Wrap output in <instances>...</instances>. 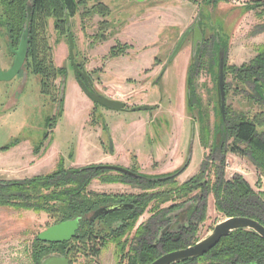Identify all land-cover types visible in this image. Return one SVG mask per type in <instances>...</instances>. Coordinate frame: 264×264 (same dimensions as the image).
<instances>
[{"label":"rangeland","instance_id":"rangeland-1","mask_svg":"<svg viewBox=\"0 0 264 264\" xmlns=\"http://www.w3.org/2000/svg\"><path fill=\"white\" fill-rule=\"evenodd\" d=\"M254 1L84 0L77 4L74 15L67 18V31L64 29L63 32L54 27L56 20L52 15L46 16L43 33L47 51L54 66L65 68V75L54 78L53 96L40 92V76L31 73L25 63L12 79L0 81V182L34 176L30 172L34 162V159L29 160L30 153L40 155L37 171L45 173L59 163L65 168L120 165L94 161L99 158L102 148L110 154L116 152V143L122 145L123 152L119 154L132 161L130 167L120 166L128 169L136 166L138 172L157 179L175 172L169 176H174L180 183L195 175L205 160V172H209L213 180L215 166H211V162L217 164L218 160L206 155H219L210 153L212 146L221 141L222 114L216 75L219 53L214 54L213 36L217 45L225 43L224 61L227 65L239 66L248 62L264 45V13L259 7L246 8ZM99 3L107 8V13L104 10H100L103 14L93 12L100 9L97 7ZM29 13L28 7L24 28L26 25L28 28ZM196 19L201 22L198 26L206 37L203 49L207 48L208 52L193 58L190 34L170 58L178 38ZM103 32L105 38L95 41L94 35ZM68 35L74 42V61L81 64L91 78L89 90L113 99L120 97L117 100L124 103V109L113 110L94 104L95 101L87 96L69 60ZM7 42V32L2 24V70L7 69L14 58ZM116 44L126 46L112 57L110 50ZM111 59H114L113 68L104 70L106 62ZM189 71L190 77L193 73L192 85L197 98L192 107L186 102ZM224 80L228 90L223 114L225 106L233 113L241 111L249 116L261 110V106L249 101L247 87L243 90V86L229 74ZM74 83L83 91L85 102L77 97L78 92L72 87ZM58 98L63 99L60 113H57ZM140 104H148L152 110L130 109ZM92 115L95 123H91ZM53 116H56L55 120ZM139 120L149 122L146 126L148 137H140L137 130L135 134L134 122ZM201 123L207 128L203 145L199 140ZM13 140L16 142L9 148L11 153L7 152L9 149L1 150ZM227 141L229 143L231 139ZM35 147L37 150L34 151ZM224 155L223 178L241 175L254 193L264 200V177L250 160L230 150ZM18 157L20 159H16ZM135 157L140 165L134 162ZM85 189L109 195L142 191L133 183H109L97 179H92ZM159 190L157 186L152 189ZM214 201L213 193L209 192L205 199V215L202 220L193 216L197 230L187 241L204 238L216 222L228 217L215 208ZM196 202L200 205V201ZM172 203L167 200L159 205L157 200L154 201L155 208L168 207ZM194 204L195 200L191 199L180 206L182 209L178 207L169 212V218L177 213L175 218L169 219L172 230L186 225ZM151 210L149 205L136 225L146 221ZM54 223L50 214L44 211L0 205V264H36L31 252L38 245L37 234ZM166 224L163 222L159 232L162 233ZM114 251V245L106 243L94 256L75 254L73 264H116Z\"/></svg>","mask_w":264,"mask_h":264},{"label":"trees","instance_id":"trees-1","mask_svg":"<svg viewBox=\"0 0 264 264\" xmlns=\"http://www.w3.org/2000/svg\"><path fill=\"white\" fill-rule=\"evenodd\" d=\"M82 1L84 0H0V25H5L10 48L18 45L21 32L27 22L28 7L30 8L25 65L31 73L40 76V92L48 96H53L55 91L53 80L58 76H64L65 68L54 66L50 59L46 37H44L45 33H43L44 18L52 15L56 20L54 27L61 32L64 29L67 31L66 20L74 15L77 4ZM98 6L100 9L93 10V12L98 11L101 14L103 13L100 10H104L105 13L108 12L107 8L101 3ZM97 7L94 6V8ZM254 7L261 8L264 13V0H255L251 5H246L248 9ZM200 23L198 22L199 26ZM104 34V32L95 34L94 40L104 39ZM41 35L43 36L40 39ZM205 42L206 40L202 42V45ZM124 46L126 45L116 44L115 47L111 48L110 55L112 57L117 56L122 52ZM206 52H208L207 48L198 49L193 58ZM259 52L255 58L239 66H229L224 61V78L229 74L232 79L241 84L240 86H243V90L247 87L249 89L247 92L249 101L258 104L262 108L249 116L241 111H234L233 113L225 106L224 114L223 116L221 114L220 117L221 141L216 146H212L213 150L210 153L219 155H206L207 157H215L214 159L218 160V162H215L219 165L211 162V166L212 164L215 166L212 173L215 176L213 180L210 179L209 172H205L207 169L205 160L201 162V166L195 175L180 183L174 176H169L175 172L157 179L152 175L138 172L136 166L129 168L135 173V175H131L121 171H113V173L110 169L105 168L104 164L65 168L59 163L56 164L54 169L43 174L21 180L0 182V205L9 204L44 211L49 213L55 222H59L84 216L104 204L128 200L133 205L132 209H123L103 216L105 220L109 219L106 223L111 226L110 223L113 218H108L109 216L126 215L122 218V223L118 227L120 234L110 239L111 242L116 244L118 257L119 254L124 252L125 242L121 239L122 235L132 230L138 216L150 205L152 214L137 229L138 234L136 232L137 240L134 241L133 253L131 251L126 253L127 259L125 262L121 257V264H149L164 252L185 247L198 241V239L187 241V238L197 230L193 221L194 217L197 216L199 220H202L205 215V199L209 192L214 195L215 208L225 216H248L264 225V200L254 193L251 186L241 175L235 174L227 179L222 176L224 154L227 150H230L247 157L258 170V173L264 177V45ZM224 54L226 55V49ZM192 75L191 72L190 77L189 71L186 92V102L189 107H192V102L197 100L192 85ZM216 75H218V70ZM224 90L225 92L228 90L227 82H224ZM62 102V98L57 99V113L61 111ZM94 104L100 105L96 102ZM92 117L93 115L91 116V123H95L96 120ZM52 119L55 120L56 116H53ZM53 124H50V126L52 127ZM206 133L207 128L201 123V137L199 136V140L202 145ZM45 137H47V134H45ZM229 138L231 141L228 143ZM15 142L13 140L5 144L1 147V150L9 149ZM35 150H37V147H35ZM92 179L109 183H133L140 187L142 191L135 194L112 195L86 191L85 187ZM156 186L161 190L152 191ZM191 199L195 200V204L192 206L188 223L182 226V231L178 227L171 232H159L163 222L167 223L172 218V216L169 218V212H173L174 208L180 207ZM155 200L159 202V205L167 200L174 203L168 207L155 208ZM196 201H200V205L196 204ZM92 231L91 227L85 228L83 234L87 236ZM36 241L38 245L33 248L31 255L34 262L40 264L39 259L43 252V242L38 237H36ZM104 245H106V242ZM98 250L95 248L93 252L96 254L99 252ZM195 262H200L199 264H264V239L251 229L236 228L227 236H222L205 254L171 264H194Z\"/></svg>","mask_w":264,"mask_h":264},{"label":"water","instance_id":"water-1","mask_svg":"<svg viewBox=\"0 0 264 264\" xmlns=\"http://www.w3.org/2000/svg\"><path fill=\"white\" fill-rule=\"evenodd\" d=\"M68 21V20H67ZM193 31L192 35V55L196 52V40L195 37L197 36V41L201 42L203 33L202 29L198 26V19H196L190 27ZM189 30L184 31L180 37L178 38L175 47L170 54V58H172L177 51L179 50L181 44L183 43L184 39L186 38ZM69 41V60L72 64V67L77 74V79L81 84L82 89L96 103L113 110H122L125 108V105L122 101L110 98L105 95H97L89 90V85L91 82V78L87 74L86 70L83 68L81 64H78L74 61V42L71 35H68ZM27 44H28V28L27 25L22 31V34L19 39V43L16 48L11 49L14 58L10 66L2 70L0 69V81L2 80H10L12 79L22 68L26 54H27ZM224 49L219 52V63H218V91L220 97V110L223 116V108H224V100H225V90H224ZM131 110H149L151 106L148 104H140L135 105L130 108ZM105 168L126 172L131 175H135V173L129 170L126 167L115 165V164H105ZM184 166L181 168V170ZM180 170V171H181ZM120 204H113V205H105L99 207L95 211V216L98 214H104L116 210L120 208ZM79 220L76 218L67 219L58 223H54L48 226L43 231H40L37 234L39 240L42 241H62L74 234V231L78 228ZM236 228H246L251 229L256 232L259 236L264 239V225H262L257 220L248 217V216H228L223 218L222 220L215 223L210 233L205 236L204 238L196 241L191 245H187L185 247L174 249L168 252H164L152 260L149 264H171L176 261H180L187 258H195L205 254L209 251L219 240L222 236H227L232 230ZM64 264L66 260L62 261Z\"/></svg>","mask_w":264,"mask_h":264},{"label":"flooded vegetation","instance_id":"flooded-vegetation-1","mask_svg":"<svg viewBox=\"0 0 264 264\" xmlns=\"http://www.w3.org/2000/svg\"><path fill=\"white\" fill-rule=\"evenodd\" d=\"M190 27H191V25L188 26L184 31L189 30L187 35L191 34V36H192L193 31ZM203 35H204V33H203ZM186 38H187V36H186ZM204 38H206V37H202L201 42H199V41H197V36L195 37L196 52L198 49H201V50L203 49L202 42L204 41ZM7 44H8V48H9L10 53L13 54V52L11 50L13 48L9 47L8 42H7ZM224 46H225V43H223L222 46L217 45L215 43V38L213 36V47L215 48L216 53H219L224 48ZM16 47L17 46H15L14 48H16ZM224 50H225V48H224ZM258 53H260V52L257 51L256 54L251 59L255 58ZM26 58H27V54H26ZM26 58H25V60H26ZM24 63H25V61H24ZM113 204H120L121 207L117 208L116 210H113L111 212L104 213V214H98L95 216V211L99 207L105 206V205H113ZM101 206L97 207V209H93L92 211H90L89 213H87L84 216L74 217V218L79 220V225H78V228L74 231V234L72 236H70L69 238L62 240V241H42V240H40L43 242V246H42L43 252L40 256L39 263L40 264H64L62 261L66 260L65 264H73L74 263L73 256L75 254L79 253L82 255L94 256V255L98 254L106 246V245H104L105 242L107 244L112 243L114 245L115 251H114L113 256L116 259V264H121L120 263L121 257H122L123 262H125L127 259L126 253L128 251H131V253H133L134 241L137 240V236H136V232L138 234L137 229L139 228V226H142V224L144 223V222H141V223L136 225L138 218L143 214V212L138 216L132 230L129 232H125L122 235L121 239H122V241L125 242L124 252L122 254H119V257H118L116 254V250H117L116 244L114 242H111L110 239L115 238L116 236H118L120 234V229L118 230V227L122 223V218H124L126 215L109 216L108 218H110V217L113 218V220L110 223L111 226H109L106 223L109 219L105 220L103 216L107 215V214H111L113 212L121 211L123 209H132L133 205L130 201L125 200V201H116V202H112L110 204L109 203L104 204ZM182 208L183 207H180V209H182ZM176 214L177 213H175L172 216V218H175ZM188 220H189V217L185 221L186 224L188 223ZM59 222H61V221H59ZM56 223H58V222H56ZM167 224H166V226L164 225L165 228L162 229V232L168 231V230L172 231L170 221L167 222ZM182 226H183V224L181 226H178V227L182 229ZM90 227H91V229H93V231L89 235L84 236V234H83L84 229L85 228L88 229ZM181 229H179V230L182 231ZM139 233H141V232H139ZM95 248L99 249L98 250L99 252L96 254H95V252H93V250ZM31 257H32V255H31Z\"/></svg>","mask_w":264,"mask_h":264},{"label":"crops","instance_id":"crops-1","mask_svg":"<svg viewBox=\"0 0 264 264\" xmlns=\"http://www.w3.org/2000/svg\"><path fill=\"white\" fill-rule=\"evenodd\" d=\"M113 61H114V59H111V60H109V61H107L106 62V64H105V67H104V70H107V67H110V69L111 68H113ZM148 63H149V61H148ZM113 72H115V71H113ZM114 84V83H113ZM116 85H118V84H116ZM76 86V87H75ZM72 87H73V90L75 91V92H78V93H76V94H78V96L77 97H79L80 99H81V101L82 102H85V100H86V97H85V95H84V93H83V91L79 88V87H77V85H75V83L74 84H72ZM118 94V93H117ZM110 98H112L111 96H109ZM115 99H120V97L119 98H115ZM150 110H152V109H150ZM153 112V111H152ZM140 119V118H139ZM149 124V122H145L144 120H139V121H137V122H134V131H135V134H137V131H139L141 134H139L140 135V137H141V135H142V137L144 136V137H148V133H147V130H146V126ZM137 130V131H136ZM115 146H116V148H117V151L116 152H114V153H107V152H105L104 150H103V148L101 149V154H100V156H99V158L98 159H96V160H94L95 162H104V163H118V164H120V165H123V166H126V167H129L130 165H131V163H132V161H131V158H129V159H124V156H121V155H123V154H119V153H121V152H123V149H122V145H120V144H118V143H116L115 144ZM6 152V151H5ZM7 152H9V153H11V149H9ZM136 152L138 153V150H136ZM8 153V154H9ZM19 155H21V154H19ZM136 155V154H135ZM152 158V157H151ZM16 159H20V157H18V158H16ZM32 159H34V162H33V164L30 166V172H31V174H33V175H36V174H41V173H45V172H42V171H37V169H39V164H40V155H36V156H33V155H31V153H30V155H29V160H32ZM121 159H123V160H121ZM135 161L134 162H137V164H141V163H139V161H138V159L135 157V159H134ZM34 168H36L35 170H34Z\"/></svg>","mask_w":264,"mask_h":264}]
</instances>
